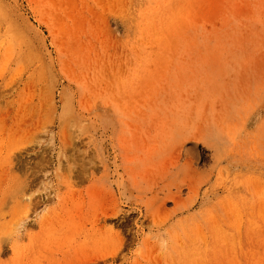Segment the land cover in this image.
Wrapping results in <instances>:
<instances>
[{"label":"rangeland","instance_id":"obj_1","mask_svg":"<svg viewBox=\"0 0 264 264\" xmlns=\"http://www.w3.org/2000/svg\"><path fill=\"white\" fill-rule=\"evenodd\" d=\"M0 264H264V0H0Z\"/></svg>","mask_w":264,"mask_h":264},{"label":"bare ground","instance_id":"obj_2","mask_svg":"<svg viewBox=\"0 0 264 264\" xmlns=\"http://www.w3.org/2000/svg\"><path fill=\"white\" fill-rule=\"evenodd\" d=\"M220 162L221 163H224V162H229V158H222V159H220ZM211 181V180H210ZM208 192L209 191H207L205 194H204V198H203V200H206V198L208 197ZM194 196L195 197H197V198H199L200 197V190L199 189H197V190H195L194 192ZM162 200H175V197L174 196H172V195H166L164 198H162ZM197 200V199H196Z\"/></svg>","mask_w":264,"mask_h":264}]
</instances>
